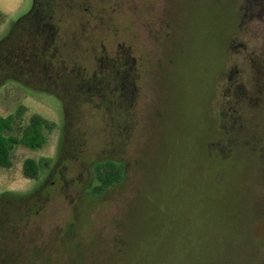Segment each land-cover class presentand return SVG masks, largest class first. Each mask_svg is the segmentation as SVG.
I'll return each mask as SVG.
<instances>
[{
	"label": "rangeland",
	"instance_id": "rangeland-1",
	"mask_svg": "<svg viewBox=\"0 0 264 264\" xmlns=\"http://www.w3.org/2000/svg\"><path fill=\"white\" fill-rule=\"evenodd\" d=\"M75 1L55 8L57 48L67 72L95 79L99 98L70 123L57 96L0 86V117L52 125L42 149L14 146L12 166L0 169V194L55 186L25 230L30 248L74 221L86 264H264V0ZM34 2L11 0L0 40ZM123 64L131 96L128 78L113 71ZM75 119L79 133L69 131L75 144L64 153ZM28 159L41 165L36 180L24 173ZM106 159L127 165L125 181L100 203L86 201L83 190L97 185L90 167Z\"/></svg>",
	"mask_w": 264,
	"mask_h": 264
},
{
	"label": "trees",
	"instance_id": "trees-1",
	"mask_svg": "<svg viewBox=\"0 0 264 264\" xmlns=\"http://www.w3.org/2000/svg\"><path fill=\"white\" fill-rule=\"evenodd\" d=\"M59 5L72 8L76 1L35 0L32 10L18 22L13 23L7 35L0 40V86L13 81L26 88L57 96L64 103L65 114L71 123L70 115L75 112L78 118L85 100L99 98V94L91 91L95 79L90 81L84 76L78 78L67 72L70 67L59 55L57 48L59 29L55 21V8ZM104 14L105 12L100 13L97 19L103 20ZM0 17L3 15L0 14ZM115 70L120 72L115 73ZM129 70L130 68L123 64L117 65L113 71L114 74L127 77L129 80ZM107 71L100 70L99 75L103 77ZM63 72H66L69 78L61 84L58 76ZM75 87H78L79 92L73 90ZM130 87L131 96L133 94L131 82ZM79 93L82 98L77 97ZM76 101H82V105L77 107ZM129 104L127 115L130 117L136 110L131 97ZM17 113L21 115V109ZM14 120V116L0 117V169L12 166L11 153L14 146L22 145L31 150L42 149L47 143L46 131L52 129L50 122L40 116H33L25 128L17 127ZM78 124L76 120L72 122L70 128L68 125L64 127L62 139L64 153L75 144V137L70 138L69 131H74L77 135ZM135 131L136 126L131 121L127 132L130 138ZM126 167L125 163L112 159L92 164L90 169L97 185L90 190H83L89 196L85 200L100 203L101 198L111 189L124 183ZM40 169V163L34 159H28L24 163V173L30 179L36 180ZM54 187L37 186L30 194L12 192L0 194V264H67L70 259L73 260V264H86V258L89 256L83 259L85 255L78 250L79 242L75 241L80 223L76 224L73 221L68 224L62 237L58 236L47 247L30 248L31 242L24 236L31 217L35 214L38 217L37 212L43 211L44 201L40 200L41 195L45 197L50 195ZM117 249L118 247L113 251Z\"/></svg>",
	"mask_w": 264,
	"mask_h": 264
},
{
	"label": "crops",
	"instance_id": "crops-1",
	"mask_svg": "<svg viewBox=\"0 0 264 264\" xmlns=\"http://www.w3.org/2000/svg\"><path fill=\"white\" fill-rule=\"evenodd\" d=\"M11 0H0V14L7 15L11 11Z\"/></svg>",
	"mask_w": 264,
	"mask_h": 264
}]
</instances>
